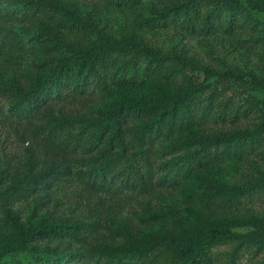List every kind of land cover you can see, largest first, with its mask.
<instances>
[{"label": "rangeland", "instance_id": "rangeland-1", "mask_svg": "<svg viewBox=\"0 0 264 264\" xmlns=\"http://www.w3.org/2000/svg\"><path fill=\"white\" fill-rule=\"evenodd\" d=\"M180 1L185 0H33L37 9L26 17L10 0H0V245L15 243L19 225L59 216L88 224L77 228L79 237L45 236L23 249L11 248L0 255V264H36L38 256H59L63 249L80 253L73 264H99L91 252L101 244L120 242L122 228L145 238L221 218H264L262 189L235 202L213 194L210 183H254L264 174V128L253 131L260 126L264 109V0H238L244 10L231 27L199 26L201 18L214 11L211 3L200 10L194 27L177 19H156L158 11ZM57 4L68 7L78 20L72 25L64 22ZM180 19L186 22V15ZM100 34L138 39L158 47L168 59L150 67L136 46L124 54L112 53L106 68L89 82L91 95L49 100V112L67 119L73 131L99 120L101 106L112 99L174 92L186 82L200 80L204 68L217 72L205 80L193 116H179L175 123L167 119L152 132L156 173L147 191L109 174L105 180H110V188L91 186L85 178L94 175L90 167L99 163V157L85 150L64 153L47 148L41 133L33 129L39 121H17L8 109L16 96L8 89L11 79L38 74L56 62L54 35L88 47ZM34 45L42 47L40 61ZM145 117L133 116L136 122ZM227 132L241 137L210 147L199 140ZM29 166L31 171L25 173ZM109 167L126 173L130 164L109 162ZM145 213L150 215L144 217ZM166 247L161 241L159 250H150L133 263L257 264L264 259V233L251 226L232 227L205 254L183 263L173 260Z\"/></svg>", "mask_w": 264, "mask_h": 264}, {"label": "trees", "instance_id": "trees-1", "mask_svg": "<svg viewBox=\"0 0 264 264\" xmlns=\"http://www.w3.org/2000/svg\"><path fill=\"white\" fill-rule=\"evenodd\" d=\"M212 4L214 11L204 15L199 24L201 28L224 23L231 27L244 5L238 0H185L170 5L156 14V19L166 22L177 19L185 25H198L197 18L203 7ZM22 16L30 17L36 10L33 0H10ZM56 11L63 16V21L72 25L78 18L64 4H57ZM248 13V11H245ZM186 15V22L180 19ZM53 47L59 54L54 64H48L38 74L30 77L11 79L8 89L16 96L10 101L8 109L17 121H33L34 132H40L47 142V148L64 153H74L79 150L94 154L100 158L97 165L91 166L93 176H86V182L91 186L110 188L107 174L123 179L138 191H147L153 186L156 166L153 158L154 141L152 132L164 125L165 120L178 122L179 116H190L195 113L196 103L200 93L206 88L205 80L217 72L204 68L203 77L198 81H189L177 91L157 95L149 92L147 96L138 98L132 95L112 99L100 108L101 118L95 122H86L76 130H70L67 119L52 115L48 110L49 100H74L78 95H91L89 82L94 75L103 71L110 54H124L135 46L147 56V64L156 67L165 63L168 54L158 47L143 44L138 39L120 40L100 34V39L88 47H78L74 43L65 42L61 36L54 35ZM36 60L40 61L42 47L34 45ZM133 73L137 74V69ZM149 71L151 68H147ZM129 71V70H128ZM146 116L143 122H136L133 116ZM264 128V109L261 123L257 131ZM21 133H25L22 131ZM250 133V131L246 132ZM240 134L227 132L203 137L199 140L205 147L218 146L224 143L238 141ZM24 138V137H22ZM106 153V154H105ZM109 162L128 163L129 171L121 173L109 167ZM31 171L30 166L26 172ZM49 171H47L48 173ZM31 175L29 179H32ZM21 177L18 180H22ZM212 193L220 195L229 201H239L241 198L254 195L258 190L264 191V174L254 183L246 184H216L210 182ZM150 215L145 213V216ZM251 226L254 230L264 233V218H221L215 222L198 228H185L178 232L156 234L150 237L137 238L127 229H121V241L114 245L101 244L91 255L99 264H134L133 260L146 255L150 250L160 249L159 243L166 242L167 251L173 260L183 263L196 255L205 254L216 239H224L232 227ZM87 228L86 222L70 221L59 216L54 221L41 220L34 225H19L15 235V243L0 245V255L7 250L23 249L31 245V241L41 237L58 239L61 236L79 237L77 228ZM245 239V238H244ZM59 256H38L36 264H73L79 252L62 250ZM159 253H156V255ZM257 264H264V259Z\"/></svg>", "mask_w": 264, "mask_h": 264}]
</instances>
